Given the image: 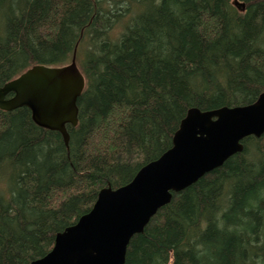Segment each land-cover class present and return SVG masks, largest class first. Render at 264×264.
<instances>
[{
    "label": "trees",
    "instance_id": "obj_1",
    "mask_svg": "<svg viewBox=\"0 0 264 264\" xmlns=\"http://www.w3.org/2000/svg\"><path fill=\"white\" fill-rule=\"evenodd\" d=\"M0 0V87L74 55L86 79L78 126L0 110V264H31L173 146L192 108L264 93V0ZM12 96V95H10ZM121 127V128H120ZM188 189L132 238L126 264H264V136ZM56 197V198H55Z\"/></svg>",
    "mask_w": 264,
    "mask_h": 264
},
{
    "label": "water",
    "instance_id": "obj_2",
    "mask_svg": "<svg viewBox=\"0 0 264 264\" xmlns=\"http://www.w3.org/2000/svg\"><path fill=\"white\" fill-rule=\"evenodd\" d=\"M85 88L75 54L67 66H34L0 87V110L29 109L38 127L60 133L69 147L67 125L78 126V100ZM262 136L264 93L246 106L190 109L172 148L141 168L129 184L102 189L91 211L59 233L51 252L31 264H126L132 238L144 232L174 193L242 153L246 138Z\"/></svg>",
    "mask_w": 264,
    "mask_h": 264
},
{
    "label": "bare ground",
    "instance_id": "obj_3",
    "mask_svg": "<svg viewBox=\"0 0 264 264\" xmlns=\"http://www.w3.org/2000/svg\"><path fill=\"white\" fill-rule=\"evenodd\" d=\"M72 126V125H71ZM73 127V126H72ZM121 128V127H120ZM56 198V197H55Z\"/></svg>",
    "mask_w": 264,
    "mask_h": 264
}]
</instances>
